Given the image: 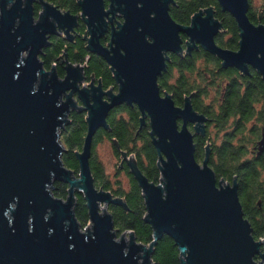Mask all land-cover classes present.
<instances>
[{"label": "water", "instance_id": "95a60500", "mask_svg": "<svg viewBox=\"0 0 264 264\" xmlns=\"http://www.w3.org/2000/svg\"><path fill=\"white\" fill-rule=\"evenodd\" d=\"M13 1L0 0V264H152L164 235L179 247L181 264H264V238L255 240L244 218L238 182L217 181L208 150L202 164L196 160L194 137L205 134L208 119L194 110L190 97L176 106L158 84L170 54H191L199 47L224 69L249 76L252 68L264 80V23L250 21V1L217 0L240 30L237 51L216 43L223 24L211 8L198 11L184 26L170 15L174 0H80L78 16L45 0ZM34 3L43 8L38 20ZM80 21L87 49L112 69L116 92L95 81L81 86L85 66L67 57L61 63L64 78L55 66L45 69L41 57L53 45L50 37L63 34L72 41ZM108 33L110 41L103 45ZM121 105L137 106L141 126L149 122L159 156L161 183L155 184L122 154L154 230L148 246L133 232L118 237L108 206L127 205L97 189L90 168L94 137L109 129L108 117ZM73 111L87 113L78 178L63 164L60 139ZM259 147L264 148V135ZM58 181L70 186L66 200L53 195ZM76 193L84 196L89 213L85 230L75 214Z\"/></svg>", "mask_w": 264, "mask_h": 264}, {"label": "trees", "instance_id": "16d2710c", "mask_svg": "<svg viewBox=\"0 0 264 264\" xmlns=\"http://www.w3.org/2000/svg\"><path fill=\"white\" fill-rule=\"evenodd\" d=\"M62 11L80 15V0H45ZM250 1L249 19L254 24L264 23V14L253 10ZM108 3V2H107ZM211 8L214 17L222 22L223 30L216 37V43L226 49H239L240 30L233 16L224 12L217 0H174L170 7L171 17L180 25H189L194 14L202 9ZM261 15V19L259 16ZM122 22V19H117ZM86 26L81 21L76 29L74 43L64 38H54L53 45L44 50V67L50 70L67 48L69 62L83 65L87 82L93 79L100 83L105 91L118 90L113 71L108 63L97 54L90 53L83 39ZM102 41L103 45L109 41ZM184 44L187 40L182 35ZM59 76L65 72L59 65ZM162 94L172 96L176 106H182L190 97L195 111L208 119L204 135H196V160L202 163L209 151V165L217 181L224 179L232 183L235 179L239 186V199L244 218L248 219L255 240L264 238V148L259 142L264 135V80L254 69L249 76H243L237 69L222 67L221 61L199 47L191 54H170L167 71L159 78ZM86 112L73 111L61 131V142L65 148L62 156L64 166L73 177L78 178L80 165L77 154L83 149L87 134ZM141 113L137 106L121 105L111 111L108 117L109 129H100L94 137L90 168L95 187L110 192L114 198H120L127 209L111 204L108 210L113 217L118 237L124 232H133L138 243L150 245L154 240V230L145 220L147 209L142 190L134 179L122 154L135 160L138 169L152 183H161L158 167L159 156L152 143L149 122L141 126ZM181 125V122H179ZM193 130V126L189 125ZM109 141L113 154L120 159L117 173L124 172L127 182L116 175L111 180L103 163L99 160L96 145ZM53 195L66 200L70 186L58 181L53 186ZM76 218L85 228L89 224V213L84 196L75 194ZM259 257L256 261H259ZM152 264H181L179 247L169 236L164 235L154 247Z\"/></svg>", "mask_w": 264, "mask_h": 264}, {"label": "rangeland", "instance_id": "374dc122", "mask_svg": "<svg viewBox=\"0 0 264 264\" xmlns=\"http://www.w3.org/2000/svg\"><path fill=\"white\" fill-rule=\"evenodd\" d=\"M10 1H11V4L14 2L13 0H10ZM11 4L8 3V5H11ZM251 5H252L253 10H255L256 12H259L261 15L264 14V0H251ZM260 23H263V22H260ZM24 55L25 53L23 54V56ZM84 83H87V82H84ZM95 148H96L98 158L103 163L106 173L110 176L111 180H115V177L118 174L117 176H119V178L123 180L124 184H126L127 178L124 172L117 173L118 169L120 168L116 166L119 163V159L116 158L113 154L111 142L103 141L102 143L97 144ZM120 166H121V161H120ZM87 226L83 228L82 230H85ZM87 231L89 230H86V232Z\"/></svg>", "mask_w": 264, "mask_h": 264}, {"label": "flooded vegetation", "instance_id": "af4514ba", "mask_svg": "<svg viewBox=\"0 0 264 264\" xmlns=\"http://www.w3.org/2000/svg\"><path fill=\"white\" fill-rule=\"evenodd\" d=\"M43 11V8H42V6L39 4V3H34V13H35V19L36 20H38L39 19V16H40V13ZM81 22V21H80ZM79 22V23H80ZM79 26V25H78ZM78 28V27H77ZM76 28V29H77ZM76 29H75V31L73 32V39H72V41H70V40H68V39H66L64 36H63V34L62 35H60V34H58V35H55V36H51L50 37V41L52 42V40L54 39V38H64L66 41H68L69 43H74L75 42V39H76ZM58 33H62V31H60V30H58ZM109 35V33L108 34H106L102 39H101V43H102V41H104V40H106L107 39V36ZM87 30H86V33L84 34V37H83V39L84 40H87ZM109 41H110V36H109ZM109 41L106 43V45L109 43ZM87 42V41H86ZM46 50V49H45ZM44 51V50H43ZM43 56H44V53H43ZM42 56V57H43ZM42 57H41V61H43L42 60ZM67 57V59H68V54H67V48H65V50H64V55L63 56H61L60 58H58V65H57V63L54 65L55 66V68H56V71H57V74L59 75V73H58V70H57V67L60 65L61 67H62V69L64 68V66L61 64L62 62H63V60H64V58H66ZM68 61H69V59H68ZM44 62V61H43ZM45 63V62H44ZM53 66V67H54ZM52 69V68H51ZM50 69V70H51ZM50 70H47V71H50ZM64 70V69H63ZM85 78H86V76H85ZM87 79V78H86ZM92 81H95L94 79L92 80ZM91 81V82H92ZM85 82H87V80L85 81ZM91 82H87V84L86 83H83L81 86H84V87H86V86H88ZM80 223V222H79ZM81 225V224H80ZM89 225V224H88ZM83 229V228H82Z\"/></svg>", "mask_w": 264, "mask_h": 264}]
</instances>
